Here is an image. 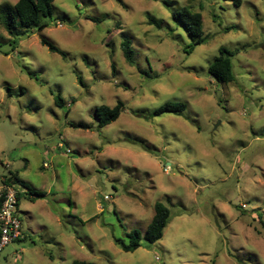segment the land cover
Listing matches in <instances>:
<instances>
[{"label":"rangeland","instance_id":"374dc122","mask_svg":"<svg viewBox=\"0 0 264 264\" xmlns=\"http://www.w3.org/2000/svg\"><path fill=\"white\" fill-rule=\"evenodd\" d=\"M163 1L55 0L46 28L15 35L0 20V181L18 172L37 195L21 192L23 238L0 264H264V0H169L204 16L191 52ZM222 46L238 51L231 83L208 73ZM118 101L100 127L96 108ZM166 102L187 108L156 115ZM156 202L172 213L163 238L124 251Z\"/></svg>","mask_w":264,"mask_h":264},{"label":"trees","instance_id":"16d2710c","mask_svg":"<svg viewBox=\"0 0 264 264\" xmlns=\"http://www.w3.org/2000/svg\"><path fill=\"white\" fill-rule=\"evenodd\" d=\"M55 0H18L15 4H2L0 5V20L3 23L7 32L15 35V29L21 28L25 31L30 29L43 30L48 26L44 20L53 16V2ZM236 6H241L243 0H230ZM166 6L171 9V16L177 22L184 25L188 36L191 39L190 50L194 49L206 42L207 35L204 32V16L201 12L194 11L190 6H183L176 10L171 7V1H163ZM92 21L99 22V19L90 18ZM149 23L161 27V23L152 15H148ZM17 35V34H16ZM43 45L47 46L52 52L60 54L66 58L67 53L56 46L53 42L46 37H41ZM121 49L125 60L130 64H135V49L132 43L126 37L121 42ZM237 50H231L227 47H220L219 55L214 58L208 67V73L219 83H231L236 80L234 71L233 58L237 54ZM80 82L83 83L82 79ZM55 102L58 106H64L65 100L60 95H55ZM126 105L123 101H118L114 107L106 104L100 105L96 108L95 115L99 121L100 127H105L112 122L116 121L121 113L125 110ZM187 108L184 102H166L155 110L156 115L164 113L182 114ZM2 177V176H1ZM4 178V180H3ZM1 183L6 185L29 188L25 181H23L18 172L10 171L8 174L3 175ZM21 192L18 191V206L21 201ZM28 193L37 196L35 191L28 189ZM172 220L171 209L168 205L162 202H156L155 214L147 227L145 235L139 230H133L128 233L129 241L117 238L116 243L127 252H133L141 246V240L144 237L149 243H156L163 238L166 227ZM21 240V239H19ZM72 264H89L85 260H74Z\"/></svg>","mask_w":264,"mask_h":264},{"label":"built area","instance_id":"2783aa9c","mask_svg":"<svg viewBox=\"0 0 264 264\" xmlns=\"http://www.w3.org/2000/svg\"><path fill=\"white\" fill-rule=\"evenodd\" d=\"M59 25L62 26L60 23ZM47 166L45 163L44 167ZM17 195L15 186L0 183V253L7 245L23 238Z\"/></svg>","mask_w":264,"mask_h":264},{"label":"crops","instance_id":"0c3cea01","mask_svg":"<svg viewBox=\"0 0 264 264\" xmlns=\"http://www.w3.org/2000/svg\"><path fill=\"white\" fill-rule=\"evenodd\" d=\"M21 191H23V192H25V193H28V189L27 188H25V187H22V190ZM36 196L35 195H32V194H30V196H29V198L31 199V200H35L36 198H35Z\"/></svg>","mask_w":264,"mask_h":264}]
</instances>
